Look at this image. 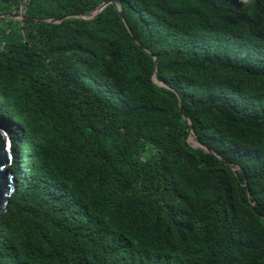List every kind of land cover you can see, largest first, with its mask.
<instances>
[{
	"label": "trees",
	"instance_id": "trees-1",
	"mask_svg": "<svg viewBox=\"0 0 264 264\" xmlns=\"http://www.w3.org/2000/svg\"><path fill=\"white\" fill-rule=\"evenodd\" d=\"M19 13L0 18V264H264V0Z\"/></svg>",
	"mask_w": 264,
	"mask_h": 264
},
{
	"label": "water",
	"instance_id": "water-1",
	"mask_svg": "<svg viewBox=\"0 0 264 264\" xmlns=\"http://www.w3.org/2000/svg\"><path fill=\"white\" fill-rule=\"evenodd\" d=\"M7 1V0H3ZM108 3H104L94 10V14H98ZM3 17H15L20 19L27 18L25 14H21L17 11L12 13H0V18ZM83 17H92L83 15ZM62 19H50V22H59ZM157 71V70H156ZM189 124L191 123L188 119ZM0 132L6 133V143L0 145V214L8 209L10 197L16 191V177L15 174L10 170L14 162V148L13 140L9 132L0 125ZM196 143L200 144L197 140Z\"/></svg>",
	"mask_w": 264,
	"mask_h": 264
},
{
	"label": "snow or ice",
	"instance_id": "snow-or-ice-1",
	"mask_svg": "<svg viewBox=\"0 0 264 264\" xmlns=\"http://www.w3.org/2000/svg\"><path fill=\"white\" fill-rule=\"evenodd\" d=\"M6 139H7L6 133L0 132V145L6 143Z\"/></svg>",
	"mask_w": 264,
	"mask_h": 264
},
{
	"label": "built area",
	"instance_id": "built-area-1",
	"mask_svg": "<svg viewBox=\"0 0 264 264\" xmlns=\"http://www.w3.org/2000/svg\"><path fill=\"white\" fill-rule=\"evenodd\" d=\"M30 2V0H23V5L21 6L19 12H23L24 7Z\"/></svg>",
	"mask_w": 264,
	"mask_h": 264
}]
</instances>
